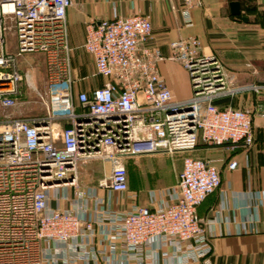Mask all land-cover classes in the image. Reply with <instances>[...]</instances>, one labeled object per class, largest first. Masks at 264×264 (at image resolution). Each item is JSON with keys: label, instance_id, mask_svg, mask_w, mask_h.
Returning <instances> with one entry per match:
<instances>
[{"label": "built area", "instance_id": "2783aa9c", "mask_svg": "<svg viewBox=\"0 0 264 264\" xmlns=\"http://www.w3.org/2000/svg\"><path fill=\"white\" fill-rule=\"evenodd\" d=\"M179 3L189 24L201 0ZM71 5L0 0V112L16 106L24 91L33 92L45 110L0 115V264H191L208 257L211 221L202 220L197 208L221 184L211 160L185 154L176 187L152 191V207L132 204L125 211L106 205L95 188L80 187L77 163L107 159L109 174L97 187L122 193L128 190L126 158L189 153L199 141L249 147L253 115L232 105L221 108L216 100L245 90L259 94L264 87H231L219 60L196 36L170 40L164 54L151 43L148 17L114 14L85 23L82 47L103 83L75 92L66 17ZM6 20L13 26L12 52L3 37ZM32 53L43 57V93L32 66L20 67ZM165 61L186 72L188 101L173 95L160 70ZM256 112L264 118L263 107ZM237 166L231 160L227 168Z\"/></svg>", "mask_w": 264, "mask_h": 264}, {"label": "crops", "instance_id": "0c3cea01", "mask_svg": "<svg viewBox=\"0 0 264 264\" xmlns=\"http://www.w3.org/2000/svg\"><path fill=\"white\" fill-rule=\"evenodd\" d=\"M230 1L239 2V15H231ZM261 6L264 8V5ZM179 7L180 3L174 0H72L66 12L69 42L74 50L75 65L80 67L85 78L79 84V90L74 86V91H90L103 82V79L93 75L92 57L82 47L84 27L90 19H109L114 14L121 17L141 14L148 17L152 25L151 43L158 45L164 54L168 52L170 40L196 36L201 40L204 50L219 60L224 73H228L227 68L237 83L264 82V27L258 28L255 23L248 22L242 14L244 8L241 0H201L199 5L191 9L192 21L189 24L183 22L177 10ZM221 47H224L223 50ZM81 52H84L83 58H80ZM39 57L42 61L41 54ZM22 60L30 63L28 61L31 59L24 56ZM173 66L184 76L169 78ZM160 70L176 98L187 99L191 96L189 78L178 63L165 61L160 65ZM36 80L42 84V74ZM43 82L45 84L44 75ZM243 97H246L245 101ZM216 104L220 107L242 105L244 108H264V95L249 97L243 93L234 94L217 99ZM18 112L19 109L14 111L13 116H20ZM32 115L36 114L25 116ZM239 147L207 145L197 150L200 152L198 158L211 160L220 173V187L197 208L202 220L211 221L208 228L212 231L214 264H264V180L259 181L256 177L259 168L253 164V156L251 158L245 153V148ZM182 154L178 164L174 156L168 157L164 153L126 158L127 192L116 193L97 187L98 181L109 173L96 178L92 184L82 180H78V183L82 188H95L96 195L114 210L125 211L132 204L152 207L156 204L150 199L152 191L159 195L176 187L182 169ZM231 160L238 162L233 170L227 168ZM260 171H264V168ZM164 196L166 198L167 195ZM62 206L69 205L63 203ZM248 228L252 230H244ZM167 252L170 253V250L167 249ZM146 255L151 258L152 252L148 251ZM201 260L191 264H202ZM160 263L163 264L161 260Z\"/></svg>", "mask_w": 264, "mask_h": 264}, {"label": "rangeland", "instance_id": "374dc122", "mask_svg": "<svg viewBox=\"0 0 264 264\" xmlns=\"http://www.w3.org/2000/svg\"><path fill=\"white\" fill-rule=\"evenodd\" d=\"M175 3H179V0H174ZM241 4L243 6V12L242 14L244 16H246L247 20L249 23H255L257 25V27H264V8H262L261 5H264V0H241ZM259 6V7H258ZM3 26L5 27V30H3V37L6 40V49L8 52H12L14 49L13 47V41H14V33H13V26L11 21L6 20L5 23H3ZM256 27V26H255ZM262 27V28H263ZM224 47H221V49L223 50ZM221 50V51H222ZM83 53L81 52V56L80 58H83ZM40 54L38 53H32V54H27L25 56L29 57L28 62L23 61L22 59L20 60V67L22 70H30L29 64H32V67L34 68V70H32L33 75L35 77V81L37 83V86L39 87V89L42 90V93L44 91V82H43V75H44V61H43V57H42V61L41 58L39 57ZM28 59V58H27ZM75 54H74V50H73V57H72V66H73V75L74 78L77 79V83H76V90H79V84L82 83V81L85 80V78L83 77V73L80 72L81 69L80 67L75 65ZM172 65V64H170ZM226 68V67H225ZM226 71L228 73H226L227 75V79L228 81H230V85L231 87H243V86H250V85H257V86H262L264 87V82L262 83H258V82H248V83H237L236 78L233 74L230 73V71H228V69L226 68ZM42 74V84L39 83L38 80H36L37 77H40V75ZM168 74V73H167ZM181 76L183 77L184 75L178 70V68H176L175 66L171 67L170 71H169V78H181ZM87 79V78H86ZM102 83L98 84L97 86H100ZM233 85V86H232ZM24 95L23 97H21L20 99H18L17 101V105L14 106L13 108H10L8 110L5 111H1L0 115H11L13 116V112L16 111L17 109H19L18 115L20 116H25V115H29V114H36L39 115L42 113V111L44 110V107L41 105V103L39 102L37 96L33 93V92H27L24 91ZM242 93L247 94L249 97L252 95H259V96H263L264 95V89L259 93V94H255L252 91H248L245 90L244 92H240V93H236V95H242ZM244 101L246 99V97L244 98ZM244 103V102H243ZM239 105L235 106L238 107ZM244 110L249 111L252 115H253V127H254V134H255V142L249 146V147H239V149H243L245 148V153H247V155L253 156V164L256 166V168H259V173L256 174V177L258 178V180L260 181L261 179L264 180V171H260L262 170V168H264V118H261L257 115L256 109L254 106H252L251 108L249 106V108H244L242 105L239 106ZM237 149H235L236 151ZM203 152V151H202ZM195 153H200V152H195ZM205 153V151L203 152ZM181 154L182 153H175L172 156H174L173 158H176V163L178 164V162H180V158H181ZM183 155V154H182ZM168 157H171V155H167ZM231 156H233V153H231ZM109 163L107 159H103L99 156H95L92 157L90 159H86V160H81L77 163V174H78V180L79 182L82 180L84 183L86 184H92L93 182H95L96 178H99L100 176H103L104 174L109 173L110 168L109 167ZM111 165V164H110ZM213 247V245H212ZM212 254V252H211ZM209 255L208 257L204 258L203 260H201L200 262L202 264H214V256Z\"/></svg>", "mask_w": 264, "mask_h": 264}, {"label": "water", "instance_id": "95a60500", "mask_svg": "<svg viewBox=\"0 0 264 264\" xmlns=\"http://www.w3.org/2000/svg\"><path fill=\"white\" fill-rule=\"evenodd\" d=\"M229 10L231 15H239L240 14V4L237 1H230L229 2ZM243 20H246L243 18ZM188 101V98L186 99Z\"/></svg>", "mask_w": 264, "mask_h": 264}, {"label": "trees", "instance_id": "16d2710c", "mask_svg": "<svg viewBox=\"0 0 264 264\" xmlns=\"http://www.w3.org/2000/svg\"><path fill=\"white\" fill-rule=\"evenodd\" d=\"M103 83V82H102ZM219 106V105H218ZM220 107V106H219ZM224 107H226V106H224ZM222 108V107H221ZM237 108V107H236ZM255 137V136H254ZM254 142H255V138H254ZM253 142V143H254ZM205 147V146H207L206 144H204V143H202L201 141H199V143H198V145H197V147L194 149V150H192V151H190L189 153H184V155L186 154V155H191V156H194V157H198V154L197 153H195V152H197V150L198 149H201L202 147Z\"/></svg>", "mask_w": 264, "mask_h": 264}]
</instances>
